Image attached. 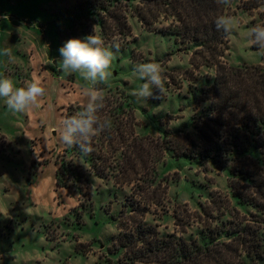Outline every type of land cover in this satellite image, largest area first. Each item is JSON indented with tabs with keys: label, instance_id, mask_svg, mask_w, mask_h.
<instances>
[{
	"label": "rangeland",
	"instance_id": "rangeland-1",
	"mask_svg": "<svg viewBox=\"0 0 264 264\" xmlns=\"http://www.w3.org/2000/svg\"><path fill=\"white\" fill-rule=\"evenodd\" d=\"M75 3L0 0V49L12 51L11 61L0 56V76L11 78L17 87L37 77L46 89L38 106L24 113L11 111L0 98V264H104L118 232L110 215L129 211L125 207L129 196L146 202L145 220L165 235L195 234L202 220L232 218L233 208L245 214L232 199L226 172L212 165L206 170L183 159L176 163L173 154L179 153L169 152L163 142L166 131L188 125L194 114L208 106L197 98L215 77V68L199 65L191 43L148 33L137 19H130L133 32L127 48L115 52L110 84L98 85L105 87L112 107L128 96L134 110L133 121L125 120V146L118 136L117 151L105 148L102 152L115 168L107 169L105 177L95 175L89 163L63 144L62 121L87 102L90 86L78 73L67 74L58 67L60 47L71 38L84 37L71 36L66 21L55 23L56 14ZM261 3L254 10L244 2L231 5L229 16L238 23L223 58L227 64H264V52L246 42L248 28L264 24ZM61 27L64 39L58 34ZM145 62H157L163 68L165 92L160 99L137 101L131 95L143 83L133 69ZM154 95H159L155 89ZM165 116H171L169 123L162 122ZM187 130L196 136L191 127ZM135 142L140 148L132 155L133 165L114 179L125 150ZM70 160H74L73 169L90 178L89 185L66 172L63 177L71 185L57 187L56 162ZM214 199L225 204L230 199L231 215L227 211L228 217L218 219ZM200 204L209 211L212 208L215 218L203 212Z\"/></svg>",
	"mask_w": 264,
	"mask_h": 264
},
{
	"label": "trees",
	"instance_id": "trees-1",
	"mask_svg": "<svg viewBox=\"0 0 264 264\" xmlns=\"http://www.w3.org/2000/svg\"><path fill=\"white\" fill-rule=\"evenodd\" d=\"M249 1L231 0V5L244 2L245 7L254 10L264 2ZM231 5L220 6L215 0H76L73 8L55 16V23L68 22L71 36L85 37L94 30L106 42L119 37V51L127 48L132 36L131 18L137 19L148 33L174 38L176 43H191L199 65L216 70L211 83L201 89L197 98L199 104L208 106L194 114L188 125L166 131L164 146L169 152L179 153L173 154L176 163L183 159L206 170L212 165L226 172L232 199L245 211L242 216L233 208L229 218L226 213L231 211V200L225 204L214 199L211 203L214 201V207H218V219L228 217L226 220H202L195 234L165 235L145 220L149 212L146 202L129 196L125 206L129 211L110 215L118 232L111 239L104 264H264V64L234 66L223 61L230 49V35L217 31L214 21L218 15H229ZM63 30L58 29L62 39ZM132 108L128 96H122L115 107L105 98L98 115L111 120L110 129L93 137L88 154L77 147L70 148L78 159L90 164L95 175L105 177L107 169L115 168L102 152L105 148L117 151L118 136L125 146V120L133 121ZM126 114L131 117L126 118ZM170 117L165 116L162 122L169 123ZM139 148L137 142L129 144L114 179L133 165L132 155ZM56 165L58 188L71 185L66 182V172L89 185L90 178L72 168L74 160L68 164L58 161ZM123 183L128 184L126 180ZM200 207L215 218L212 208L207 210L205 204Z\"/></svg>",
	"mask_w": 264,
	"mask_h": 264
},
{
	"label": "clouds",
	"instance_id": "clouds-1",
	"mask_svg": "<svg viewBox=\"0 0 264 264\" xmlns=\"http://www.w3.org/2000/svg\"><path fill=\"white\" fill-rule=\"evenodd\" d=\"M217 5L228 7L231 0H215ZM217 31L230 35L238 23L234 16L218 15L214 21ZM246 42L264 52V24H256L248 28ZM119 37L106 42L102 35L93 34L83 38H71L60 47L58 67L67 74L78 73L82 80L90 86L86 89L87 102L73 115L62 121L61 140L69 148L77 147L82 153L92 151L91 141L111 127V120L101 118L98 113L104 107L105 92L98 85H109L112 77V63L115 52L120 49ZM115 50V51H114ZM0 56L11 61L10 48L0 49ZM134 76L143 81L131 92L137 101L149 98L160 99L165 92V76L163 68L157 62L137 64L133 69ZM154 89L159 95H154ZM46 93L42 81L33 77L23 86L17 87L7 76H0V98L13 112L24 113L38 106L39 98Z\"/></svg>",
	"mask_w": 264,
	"mask_h": 264
}]
</instances>
